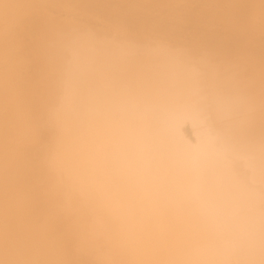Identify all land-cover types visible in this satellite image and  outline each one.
Listing matches in <instances>:
<instances>
[{"label":"bare ground","instance_id":"bare-ground-1","mask_svg":"<svg viewBox=\"0 0 264 264\" xmlns=\"http://www.w3.org/2000/svg\"><path fill=\"white\" fill-rule=\"evenodd\" d=\"M264 0H0V264H264Z\"/></svg>","mask_w":264,"mask_h":264},{"label":"rangeland","instance_id":"rangeland-1","mask_svg":"<svg viewBox=\"0 0 264 264\" xmlns=\"http://www.w3.org/2000/svg\"><path fill=\"white\" fill-rule=\"evenodd\" d=\"M262 8H264V4H262Z\"/></svg>","mask_w":264,"mask_h":264}]
</instances>
